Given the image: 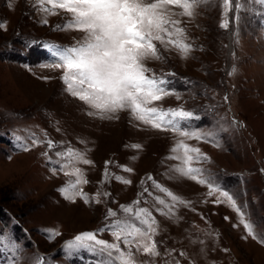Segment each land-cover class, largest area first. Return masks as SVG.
<instances>
[{"label":"rangeland","instance_id":"obj_1","mask_svg":"<svg viewBox=\"0 0 264 264\" xmlns=\"http://www.w3.org/2000/svg\"><path fill=\"white\" fill-rule=\"evenodd\" d=\"M195 11L191 19L174 17L182 21L192 47L187 58L161 46L164 59L147 66L157 75L175 73L166 78L180 97L167 96L152 106L191 111L194 118L185 123L205 136L201 140L154 129L127 111L111 120L89 116L88 106L67 91L63 70L44 66L52 61L49 45L71 46L83 39L82 32L57 29L70 14H47L34 0H0V22L6 25L0 29V236L6 238L0 240V264H36L37 257L43 264H93L87 253L69 254L65 242L123 219L120 206L137 199L157 221L160 253H135L137 264H264V5L231 0L225 15L223 0H207ZM225 19L227 29L220 26ZM33 135L44 143L32 147ZM48 139L54 149H48ZM181 140L207 157L192 166L203 169L202 178L216 190L175 171L181 161L170 157L184 155L172 151ZM24 145L30 150L23 151ZM68 147L93 161L76 165L88 180L82 188L89 203L80 197L70 202L59 191L76 177L54 173L49 157L58 160L56 152ZM106 161L111 163L105 181ZM153 181L187 203L176 202L172 213L162 215L159 209L168 210L155 198L172 201ZM109 208L117 217L106 219ZM51 229L61 235L50 237ZM98 238L115 242L107 231Z\"/></svg>","mask_w":264,"mask_h":264},{"label":"snow or ice","instance_id":"obj_2","mask_svg":"<svg viewBox=\"0 0 264 264\" xmlns=\"http://www.w3.org/2000/svg\"><path fill=\"white\" fill-rule=\"evenodd\" d=\"M206 2L207 0H34V6H39L40 10L47 14L56 15L61 10L70 14V19L56 26L58 30L84 33L83 39L74 45H49L52 61L44 66L63 70L61 79L67 91L88 106L89 116L111 120L118 119V113L127 111L135 120L154 129L173 131L188 139H204V135L197 130H189L185 123L194 118L191 111L152 106L167 96L176 95L168 87L170 81L166 78L175 73L157 75L147 66V62L164 59L161 46L164 51L169 50V47L175 48L187 58L192 47L185 42L186 29L180 26L182 21L174 17L183 16L191 19L196 15V8ZM257 2L264 5V0ZM223 4L227 15L231 8V0H223ZM176 7L181 9L179 13L173 11ZM43 23L47 24L48 21L45 19ZM228 25L229 21L225 19L220 26L227 29ZM5 27V23L0 22V29ZM176 98L180 97L176 95ZM211 135L207 134L209 137ZM41 143L44 142L33 135L31 146H39ZM46 144L49 150L56 147L51 139H48ZM132 147L139 149L141 145L135 144ZM29 150L28 145L23 146V151ZM178 150L183 151L182 157H170L181 161V165H178L175 171L216 190V186L209 179L202 178L203 169L192 166L202 159H207L201 155L200 149L193 148L181 140L172 149L173 152ZM44 155L47 156V153ZM56 156L59 158L56 161L49 157V162L55 165L53 172L62 171L65 175L76 177L59 191L70 202L75 203L76 198L80 197L85 203H89V197L82 188L88 180L83 170L76 165L79 163L91 165L93 161L71 147L65 151H57ZM60 160L64 162L61 163ZM110 163L105 162V181L109 177ZM124 171L131 172L132 169L124 168ZM116 179L124 184L131 183L130 180L121 177ZM147 179L153 178L149 176ZM153 183L155 184L154 181ZM141 184H144V181H141ZM155 187L172 201L169 204L160 197L155 198L158 204L168 210L164 212L163 209H159L162 215L172 213L176 202L187 203L171 190L159 184H155ZM144 192H149L148 188H144ZM211 194L210 191L209 195ZM100 195L97 193V203L100 202ZM103 195L110 194L105 192ZM221 195L239 211L235 200L228 192L223 191ZM139 204L140 200L137 199L132 204L121 205L120 209L125 214L123 219H115L96 231L78 233L65 242V250L69 254L87 253L93 257V264H137L135 253L150 257L159 256L157 242L154 239L158 233L157 221L149 209L139 207ZM109 217H117V212L109 208L106 219ZM241 218L248 234L256 239L253 225L243 221V213ZM105 231L110 233L115 242L98 238ZM49 233L52 238L61 235L55 229L49 230ZM4 239L6 238L0 236V240ZM260 239L264 243V235ZM16 247L17 245H12L13 249ZM14 264H18V261ZM36 264H43L42 259L37 257Z\"/></svg>","mask_w":264,"mask_h":264}]
</instances>
